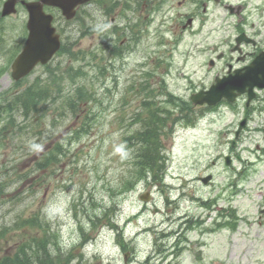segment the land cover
Returning a JSON list of instances; mask_svg holds the SVG:
<instances>
[{
  "label": "rangeland",
  "instance_id": "obj_1",
  "mask_svg": "<svg viewBox=\"0 0 264 264\" xmlns=\"http://www.w3.org/2000/svg\"><path fill=\"white\" fill-rule=\"evenodd\" d=\"M111 1H91L67 22L53 9L56 28L60 23L71 36L66 39L71 54L56 56L50 63L52 67L32 73L27 80L31 82L41 75L42 82L54 94L53 103L42 108L39 120H33L34 115L24 117L21 110L15 109L10 118L15 123L11 124L5 111L0 112V228H7L0 254L12 253L20 241L30 238L33 228L17 226V222L41 212L49 226L45 231L55 235L62 250H70L69 264H124L125 252L115 239L118 233L136 249L134 258L128 254L127 264H142L148 257L151 264H174L171 255L166 258L164 251L158 253L153 234H142L140 230L148 226L168 231L170 224L175 225L174 218H182L185 213L194 219L202 218L207 208L199 207L198 198H214L221 204L226 195L220 154L231 150L239 114L224 105L199 114L193 126L178 121L170 135L161 137L165 160L158 178L152 180L146 172L147 180L136 189L125 188L124 182L134 172L132 139L139 128V117L142 118V96L134 92L135 85L145 77L144 82L148 80L156 86L154 76L168 71L165 75L170 91L186 96L184 87L189 81L206 86L212 75L204 64L210 52L199 44L200 37L190 41L176 32V41L164 43L150 11V15L148 10L140 14L137 7L136 11H125L120 1ZM132 20L136 27L140 26L139 31L129 28ZM25 21V10L20 5L15 14L2 19L0 47L11 50L24 33ZM6 60V55L0 53V65ZM57 63L59 69L55 68ZM53 70L57 72L56 83L45 76ZM10 84L7 71L0 77V99L1 92ZM83 91L91 93L88 97L93 111V119H87L92 123L84 131L80 127L87 113L85 104L66 107L68 99ZM247 125L234 149L241 150V162L235 165L242 168L244 161L248 163L240 176L241 190L232 202L239 216L237 230L230 234L227 227L220 228L206 236L199 235L201 229L189 231L191 248L198 240L208 244L196 255L182 254L179 264H212L215 260L224 264H264V221L259 225L256 220L264 200V155L256 149L258 144L264 146V111ZM57 143L59 161L41 166V155ZM207 173L213 175V183L203 184L199 178ZM147 191L151 198L143 202L139 195ZM142 204H146L145 211L139 213ZM215 207L212 206L211 216ZM102 208L110 209L115 229L101 222L90 228L88 216L99 214ZM127 216H137V224L121 230ZM211 216L202 227L213 224L215 217ZM159 242L164 246L170 244L166 239Z\"/></svg>",
  "mask_w": 264,
  "mask_h": 264
},
{
  "label": "flooded vegetation",
  "instance_id": "obj_2",
  "mask_svg": "<svg viewBox=\"0 0 264 264\" xmlns=\"http://www.w3.org/2000/svg\"><path fill=\"white\" fill-rule=\"evenodd\" d=\"M128 1L132 6H141L142 10H148L155 15L156 28L162 33L164 43L175 41L176 32H179L180 36L186 35L190 41L200 37L199 44L206 46L209 52L213 51L212 55L216 58L210 66L211 69L216 68L212 76L214 81L225 76L250 75V79L239 81V85L247 89L248 84L254 82L255 78H262L264 62L254 70H248V67L259 57L264 60V0ZM148 5L151 7H147ZM181 8L183 11L177 10ZM156 33L160 41L158 31ZM219 47H224V50H217ZM212 55H209L208 59ZM256 91L258 94L262 90ZM234 157H238L236 153ZM233 182L228 181L230 185ZM234 195L235 190H232L229 196L222 199V204L225 203L227 209L224 210L223 205L220 209V212L223 211L231 218L235 217L232 204Z\"/></svg>",
  "mask_w": 264,
  "mask_h": 264
},
{
  "label": "trees",
  "instance_id": "obj_3",
  "mask_svg": "<svg viewBox=\"0 0 264 264\" xmlns=\"http://www.w3.org/2000/svg\"><path fill=\"white\" fill-rule=\"evenodd\" d=\"M56 70L49 71V80L53 83H56ZM33 87L27 88L23 91V93L18 96V100L23 99L26 103V108L31 109V111L39 112L42 110L45 101L47 103L54 97L52 94L49 98H47V87L48 84L42 81L36 82L32 84ZM151 94H153L152 90H149ZM90 94V95H89ZM78 103H85V108L87 113L81 122L82 131L85 130L92 122L87 121V119H93V111L91 109V105L89 104V97L91 96L90 92H80ZM147 95V94H146ZM47 98V100H46ZM173 106L176 107V116L175 121L181 119V115L187 111V105L182 103L181 101L173 100ZM143 109L146 111L144 117L140 120L141 122H145L142 125L141 129L143 131L136 133V137L138 138V150L132 156V164L134 165V174L133 179L135 181L141 180L145 178L146 172L152 174V176H156L159 173V170L162 168L164 156L159 153L158 147H154L155 153L151 155L150 152L153 148H147L148 145L153 147L156 142L160 144V135L162 133V129L164 128V122H162V118L159 115V119H156L158 110L163 109V105H155L153 102L144 101L142 105ZM144 111V112H145ZM160 113V112H159ZM175 123V122H174ZM59 143H57L52 149L44 152L41 155V160L39 164L41 166L47 167L55 165L56 162L59 161ZM28 225L30 228H40V233H37V230L32 232L31 237L28 240H25L19 243L15 251L12 253L3 254L0 256V264H52L53 260L50 257V254L57 253L58 256L55 259V264H64L66 263L68 257L67 255H63V252L60 248L55 245L52 247L53 249H59V251L54 252L51 251V247L49 244V236L47 231H45L44 225L39 220V216H32L27 219H20L17 222V226ZM7 233V228L5 225H2L0 228V245L4 242V236ZM3 237V238H2ZM53 257V256H52ZM54 258V257H53Z\"/></svg>",
  "mask_w": 264,
  "mask_h": 264
},
{
  "label": "water",
  "instance_id": "obj_4",
  "mask_svg": "<svg viewBox=\"0 0 264 264\" xmlns=\"http://www.w3.org/2000/svg\"><path fill=\"white\" fill-rule=\"evenodd\" d=\"M46 3H52L62 8L63 13L70 17L73 14V7L86 0H42ZM30 20L28 23L30 34L26 40L23 51L16 57L12 64V76L17 79L27 73L32 66L40 61L46 62L48 58L58 48V38L54 34V29L50 27V16L44 15L41 6L34 9V5H29ZM214 92H210L212 95Z\"/></svg>",
  "mask_w": 264,
  "mask_h": 264
}]
</instances>
